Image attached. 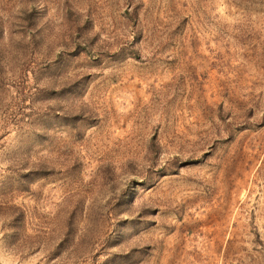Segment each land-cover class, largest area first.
I'll use <instances>...</instances> for the list:
<instances>
[{
	"label": "rangeland",
	"instance_id": "rangeland-1",
	"mask_svg": "<svg viewBox=\"0 0 264 264\" xmlns=\"http://www.w3.org/2000/svg\"><path fill=\"white\" fill-rule=\"evenodd\" d=\"M0 264H264V0H0Z\"/></svg>",
	"mask_w": 264,
	"mask_h": 264
}]
</instances>
